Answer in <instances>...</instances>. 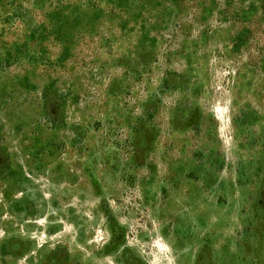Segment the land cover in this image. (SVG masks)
Wrapping results in <instances>:
<instances>
[{
  "label": "rangeland",
  "instance_id": "rangeland-1",
  "mask_svg": "<svg viewBox=\"0 0 264 264\" xmlns=\"http://www.w3.org/2000/svg\"><path fill=\"white\" fill-rule=\"evenodd\" d=\"M0 264H264V0H0Z\"/></svg>",
  "mask_w": 264,
  "mask_h": 264
}]
</instances>
